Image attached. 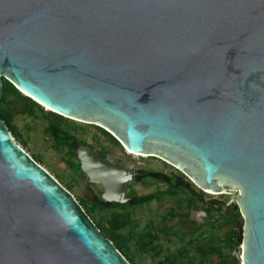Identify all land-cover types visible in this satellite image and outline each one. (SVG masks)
<instances>
[{
  "label": "water",
  "instance_id": "water-1",
  "mask_svg": "<svg viewBox=\"0 0 264 264\" xmlns=\"http://www.w3.org/2000/svg\"><path fill=\"white\" fill-rule=\"evenodd\" d=\"M3 78L229 193L235 256L264 264V0H0V99ZM0 264H131L1 118Z\"/></svg>",
  "mask_w": 264,
  "mask_h": 264
},
{
  "label": "flooded vegetation",
  "instance_id": "flooded-vegetation-1",
  "mask_svg": "<svg viewBox=\"0 0 264 264\" xmlns=\"http://www.w3.org/2000/svg\"><path fill=\"white\" fill-rule=\"evenodd\" d=\"M74 121L70 119L66 120L67 125L60 128L58 132L61 133L60 136L63 138V149L68 151L66 154L71 155V161H69L70 158H68V155H62L61 157L66 166L77 174V180L75 182L69 181L71 185L70 189H67L65 185L64 187L70 192L73 184L80 183L82 185V192L84 195L76 198L80 204L83 203V201L97 203L101 205L106 212L114 209L119 211L130 209L133 217L136 219V213L141 212L140 209H142L143 206L154 201H172L173 204L179 208L178 212H180V214L175 216L179 223H184L182 217L187 220L194 210L201 207L204 212L203 216L205 223L191 221L188 229L196 225L206 224L210 219L214 220L212 214L215 211H213V209L225 213L229 219H234V212L232 210L233 205L227 204L230 197L229 193H217V195L225 194L223 199H221V197H213L212 195L206 197L205 195L208 194V192L196 186L187 175L176 169L172 164L160 158L148 156L159 159L163 164L155 168H149L143 165L140 166L137 162L130 159L129 154L133 153L125 150L121 143L108 131L98 125L78 121L82 125V127L79 128L77 127L80 126L79 123ZM84 125H86V127H83ZM85 147L91 148L97 155L104 158L110 163V166H112H103L100 170L94 171L95 174H106L105 177L101 176L102 178H108L106 185L90 178V176L80 168L78 156L82 154L81 152H84ZM71 163L74 165L77 164L78 167H71ZM94 173L93 178L100 177ZM139 187H150V190L141 192ZM106 195L110 199H105L103 197ZM187 205L189 209L188 215L186 216L183 210H186ZM239 216L240 214L236 217L238 226L242 224L238 219ZM217 221L218 220H216V222ZM166 222L163 215L157 223L149 218L140 226L142 228L150 226L153 232H157L156 230L160 229L166 232L169 231L164 227ZM179 229L180 232L183 231L181 227Z\"/></svg>",
  "mask_w": 264,
  "mask_h": 264
},
{
  "label": "trees",
  "instance_id": "trees-1",
  "mask_svg": "<svg viewBox=\"0 0 264 264\" xmlns=\"http://www.w3.org/2000/svg\"><path fill=\"white\" fill-rule=\"evenodd\" d=\"M3 93L0 99V118L5 122L17 143H21L28 148L27 141L23 133L19 130L15 119L17 116H30L33 119H39L43 122V133L45 138L49 139L50 145L55 151L63 156L68 151L63 149V141L58 130L67 125L66 117H63L50 110H45L43 106L21 93L11 82L2 79ZM30 155L35 161L42 164V157L33 151ZM70 153V152H69ZM71 161V158L70 160ZM71 167H78L72 165ZM62 182V181H60ZM63 183V182H62ZM67 189H70V184H65ZM85 212L93 220L100 232L108 237L116 246V248L128 259L131 264H141L134 261L131 254L138 252L140 257L146 254L152 259H156V264H239L235 252L241 239L240 225L237 224L236 217L239 215V208L233 205L234 219H229L228 216L220 211L217 220H211L206 224H200L187 229L189 238L186 242L178 244L174 251H166L163 243L160 241L159 233L163 229L153 232L149 226L141 227L137 220L133 217L131 210L117 209L106 212L105 209L97 203H89L83 201L81 203ZM189 206H186L184 215H188ZM179 211V210H178ZM173 209L164 214V219H172L178 216L180 212ZM208 226L206 229H203ZM166 234H171L172 231H166ZM130 251L131 254H130ZM164 255L160 259L161 255Z\"/></svg>",
  "mask_w": 264,
  "mask_h": 264
},
{
  "label": "rangeland",
  "instance_id": "rangeland-1",
  "mask_svg": "<svg viewBox=\"0 0 264 264\" xmlns=\"http://www.w3.org/2000/svg\"><path fill=\"white\" fill-rule=\"evenodd\" d=\"M45 110H47L46 107H44ZM69 119V118H68ZM72 120V119H70ZM74 121V120H72ZM76 122V121H74ZM78 122V121H77ZM15 123L17 124L19 130L21 133H23L24 138L27 141L28 148L24 147L21 143L20 146L30 155V151L35 152L36 154L41 155L42 157V164H40L42 167H44L49 173H51L57 180L62 181L61 184L64 186L67 182L73 181L75 182L77 180L76 176L77 174L74 173V171L71 168H68L65 164V162L62 159V154L55 151V149L50 145L49 139L45 138L43 133V122L39 119H33V117L26 116L21 117L20 115L16 117ZM80 126L82 127L80 122H78ZM83 127H86L84 125ZM126 152V151H125ZM127 153V152H126ZM128 155V154H127ZM31 156V155H30ZM129 157L131 160L137 162L140 166L143 165L145 167H158L161 166L163 163L157 159V158H151L145 155L140 154H129ZM33 158V157H32ZM139 190L141 192H146L150 190V187L141 188L139 187ZM75 198H78V196L84 195L82 192V185L80 183L73 184V187L70 191ZM209 195H212L213 197H221L223 199L225 194L217 195V194H206L205 196L208 197ZM179 210L178 206L173 204L172 201H154L150 204H147L142 207L141 212L136 213L135 217L140 225L144 224L147 219H153L155 223H157L161 217L166 214V212L171 210ZM204 212L202 211L201 207L197 210H194L190 217L186 220L184 217H182V220H184V223H179L177 221V218L174 217L172 219H167L166 224L164 227H166V230H172L171 234H166L165 231L163 232H157L160 236V241L163 243V246L166 248V251H174L176 246L178 244H182L183 242H186L189 238V234H187L186 230L188 229V226L191 224V221H197L201 223H205L204 221ZM213 219L217 220V213L213 212L212 214ZM220 222V221H217ZM183 229V231L180 232V228ZM208 226H205L203 229H206ZM157 231V230H156ZM132 251H130L131 254ZM236 253V252H235ZM133 256V260L140 262L141 264H156V259H152L150 255L146 254L143 257H140V254L138 252H133L131 254ZM164 255L162 254L160 256V259H162ZM205 264V262H204Z\"/></svg>",
  "mask_w": 264,
  "mask_h": 264
},
{
  "label": "bare ground",
  "instance_id": "bare-ground-1",
  "mask_svg": "<svg viewBox=\"0 0 264 264\" xmlns=\"http://www.w3.org/2000/svg\"><path fill=\"white\" fill-rule=\"evenodd\" d=\"M47 109H49L48 107H46ZM129 152V151H128ZM134 154H137V153H134ZM208 193H213V192H208ZM213 194H216V193H213Z\"/></svg>",
  "mask_w": 264,
  "mask_h": 264
}]
</instances>
